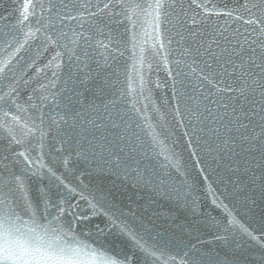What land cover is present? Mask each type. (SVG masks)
Segmentation results:
<instances>
[{"label": "snow or ice", "instance_id": "snow-or-ice-1", "mask_svg": "<svg viewBox=\"0 0 264 264\" xmlns=\"http://www.w3.org/2000/svg\"><path fill=\"white\" fill-rule=\"evenodd\" d=\"M13 3L11 12L0 16L3 22L0 53L11 49L0 59V264H159L166 255L165 249L173 244L158 232L153 235L155 224L151 218L121 206L116 194L103 183L85 184L80 179L85 174L80 172L76 177L79 185L73 186L62 173L58 174L56 167L62 165L74 175L76 169L70 167L73 152L77 158L87 159L86 141L97 161L94 168L97 177L122 173L133 179L135 186H150L169 197L174 194L175 190L164 178L156 182L151 175L140 171V159L146 155L145 145L139 135L129 131L131 120L125 119L126 113L117 108L119 103L126 102L125 89L115 87L113 77L119 74L118 70L108 71L115 61L109 49L115 44L118 50L119 40H114L113 26L125 20L131 26L126 31L132 33L134 57L142 35L145 43L152 39L159 44L157 54L165 50L166 44L175 42L185 58L175 63L189 71L177 70L175 76L194 77V80L189 79L187 84L183 79L174 81L173 99L177 104L174 112L181 126L185 119L192 126L191 134L185 131L188 147L192 148L191 136L202 146L208 168H204L199 157L197 164L204 181H209L208 173L222 172L227 177L226 187L231 184L234 194L245 190L253 193L258 189L264 198V0H230L223 4L213 0H23L22 3L13 0ZM13 14L14 22H10ZM138 22L144 29L140 34L136 32ZM169 29L171 35L166 36ZM173 37L177 39L174 41ZM37 38H42L45 51L49 46L57 49L44 65L55 69L52 76L56 79L47 85L39 84V91L33 88L28 92L34 78L23 79V72L17 74L19 61L13 63V59L29 41ZM144 52L141 46V68ZM170 52L169 49L163 57L165 65L169 64ZM65 55L78 69L90 68L95 63L99 80L96 90L104 96L103 107L108 113L105 119L112 121L115 116L124 124L114 134V140L95 134L100 130V124L96 123L98 117H89L99 112L98 105L88 103L81 105L80 110L76 108L83 96L77 89L87 90L90 75L62 89L63 95L50 90L56 87ZM35 63L33 60L28 67ZM131 70H135V64ZM41 71L36 68V73ZM137 75L139 92L136 93L129 76L127 95L138 94L149 100L144 96V77L139 72ZM169 75L173 73L169 71ZM177 82L181 85L180 91L175 87ZM25 92H28L26 98ZM128 102L132 104V111L141 114L134 99ZM110 109L117 110L113 113ZM111 127L118 129L119 125L112 122ZM145 127L151 144L160 143L159 133L150 124ZM89 136L91 139H87ZM97 146L99 152H96ZM192 154L196 155L195 150ZM174 166L179 170L178 165ZM88 175L91 177L93 172ZM32 178L41 182L38 202L30 195ZM44 179L48 180L47 185L42 183ZM208 187L211 189V183ZM53 188L58 192H53ZM57 194L60 199L53 203L52 198ZM74 198L87 201L93 216L105 218L104 227L97 226L100 236L106 231L115 232L129 242L131 254L125 252L122 258H116L108 246L85 239L91 236V231L77 232L80 222L88 217L74 211L78 207L72 203ZM218 199L214 197L213 203ZM244 200L250 197L245 196ZM21 203L27 218L19 211ZM221 204L223 201L217 207ZM41 206L45 213L55 208L57 214L42 216ZM223 208L226 215L215 221V227L225 235L214 238L224 240L231 249L227 234L236 233L238 227L256 244L254 260H241L228 252L222 257L219 253L201 254L193 251L194 245L188 249L180 242L177 247L187 250L183 255L178 251L176 256L168 257L164 264H177V256L178 264H264V234L258 238L238 224L227 204ZM65 215L72 216V222L66 224Z\"/></svg>", "mask_w": 264, "mask_h": 264}, {"label": "water", "instance_id": "water-1", "mask_svg": "<svg viewBox=\"0 0 264 264\" xmlns=\"http://www.w3.org/2000/svg\"><path fill=\"white\" fill-rule=\"evenodd\" d=\"M20 3L23 0H19ZM216 3H226L230 0H213ZM15 6L13 0H0V16L5 15L7 12H11ZM13 19L10 22H14ZM34 23V21H32ZM3 27V22H0V28ZM168 28V26H165ZM131 26L125 20L119 26H113L114 40H119L118 50L114 44L113 48L109 49L112 56H115L113 67L108 71L118 70V75L113 77L116 88L125 89V101L119 103L117 108L121 110L125 119L131 120L130 132H135L140 136L141 141L145 145L146 155L140 159V171L145 172L146 176L151 175L152 178L158 182L160 178H164L167 184L173 188L174 194L169 197L168 195H160L157 191L153 190L150 186H135L134 181L131 178H126L122 173L120 175L106 174L104 176L97 177L94 172L96 160L93 159L92 149H89L87 142L84 143L85 153L87 159L83 157L77 158L75 151L72 156V165L76 169L75 174L69 173L64 170L62 165L56 166L58 168V174H63L65 179L73 186H78L79 181L76 179L80 176V172L85 175L80 177L84 180L85 184L90 183H103L106 189H111L117 197V202L125 207L136 211L138 215H144L146 218L150 217L151 221L155 224V233H159L161 237L170 239L173 241L168 248L165 249L166 255L159 261V264H164V261L170 256H176L177 252L183 255L184 248H178L177 245L183 242L191 249L195 246L193 251H199L201 254H215L219 253L222 257L226 252L229 255H235L241 260H254L256 257V244L249 239L247 235L239 230L237 227L236 233H228V245L224 240H217L214 237L217 235H225L223 232L218 231L215 227V221L222 219L226 215V211L223 208V204H227L228 208L233 211V215L238 222L252 231L258 238L264 234V198H261L259 190H255L253 193L242 192L233 193V186L228 184L226 187V179L224 173L219 172L217 174L208 173L209 181H204V174L201 173L200 166L197 164V158H200V163L203 164L207 170L208 164L205 162V157L202 152V146L196 142V137L191 136L192 148L188 147V136H185V131L191 134V124L187 119L184 121V126L178 121L175 116L174 109L176 108V100L173 99V86L174 81L184 80L185 84L189 79L194 77H176L175 72L182 69L184 72L189 71L184 68L183 65H177L176 60H185L180 55V49L177 48L175 42L171 45H167L165 50H161L157 54L156 49L159 48V44L152 39H148L145 43V38L141 35L137 42L135 49V57L133 55L132 41H131ZM143 27L138 22L136 32L138 34L143 32ZM166 36L171 35V30L165 33ZM21 39L22 34H21ZM176 37H173L175 41ZM156 43V47L153 48V44ZM143 46L144 63L143 68L139 64L140 59V47ZM15 44L12 45V48ZM40 50L39 54L37 50ZM171 52L168 55L169 64L165 65L164 55L168 50ZM8 51H11L9 49ZM8 51L0 53V59L7 56ZM57 49L53 46H49L45 51L43 49L42 38H37L34 41H29L28 45L17 54L13 59V63L19 61L16 71L17 74L24 73L23 79L31 80L28 92H31L33 88L39 91V84L47 85L50 80L56 78L52 76V72L55 70L52 67L45 68L44 65L48 64V61L55 54ZM36 60L35 65L29 68L28 65ZM190 63V61H187ZM62 67L58 72L59 80L56 81V87L51 88L52 92H56L59 95H63L61 90L66 87H72L73 83L78 80L85 79L86 75H90L92 79H89L86 88H79L77 90L83 92V96L80 98V104L76 106L77 110H80L81 105H87L88 103H95L99 106L98 113H92L90 119L98 117L96 123L100 124L99 132H96V136H106L108 140H114V134L124 128V124L121 119L112 117V121L105 119L108 113L105 112L103 107L104 96L96 90V84L99 80L96 78V65L91 64L90 68L80 69L75 64H70L68 57L65 55L61 60ZM135 64V70H131ZM150 66V67H149ZM36 68H41L40 73H36ZM169 71L173 73L169 75ZM137 72L141 73L144 77L145 88L144 96L149 97V100L141 98L138 94L134 96L127 95L128 77L131 76L133 80V87L136 93L139 92L140 79ZM72 79H69V76ZM65 81L68 83L65 84ZM175 87L178 91L182 90L181 85L177 82ZM28 92L24 93V98L27 97ZM109 98H111L109 96ZM51 100V98H49ZM135 100V107L141 110V114H137L132 111V104L128 101ZM185 104L182 101L180 103V110L183 113ZM117 109H110L115 113ZM45 111H48L46 108ZM115 122L119 125L118 129H113L111 123ZM150 124L157 133H159L158 140L160 143L152 145L150 137L146 135L148 129L145 125ZM91 130V129H90ZM87 139H91L89 136ZM103 143V141H99ZM93 144H97V141H93ZM75 148V145H73ZM193 150L196 155L194 156ZM96 152H99V146L96 147ZM66 154V153H65ZM35 155V153H33ZM168 157V159H166ZM51 163L50 158H46ZM171 161V162H170ZM174 165L179 166V170ZM93 172V175L89 177L88 173ZM19 174V173H18ZM44 185L48 184V180L42 181ZM208 183H211V189L208 187ZM41 182L37 178H32L30 181L31 192L30 195L33 201L38 202V188ZM53 192H58L53 188ZM178 194V196H177ZM249 196L250 200L245 201L244 197ZM214 197L219 198L217 203H213ZM60 199V196L54 195L52 202L56 203ZM223 201L220 207L217 204ZM251 201H254L252 203ZM72 203L78 204L75 208V212L81 217H88V220H82L80 227L77 228V232L82 230L91 231L90 237H85L91 241H96L97 244L103 243L110 248V254L116 258H122L123 253L131 254V247L129 242L115 234V232H105L104 236H100L97 230V226L104 227L105 218L102 215L93 216L92 210L89 207L87 201L74 198ZM21 214L27 218L26 213L23 210V203L19 209ZM48 213L52 216L57 214L55 208H49ZM40 207V214L47 215ZM73 217L65 215L63 221L67 224L72 222ZM259 243V240L256 242ZM236 245H240L236 248ZM139 256V253L137 254ZM179 256H177V264Z\"/></svg>", "mask_w": 264, "mask_h": 264}]
</instances>
